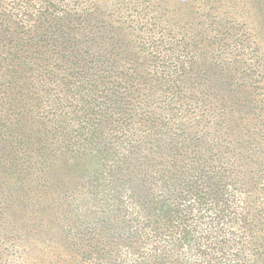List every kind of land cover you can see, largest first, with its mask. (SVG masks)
<instances>
[{
  "label": "trees",
  "instance_id": "1",
  "mask_svg": "<svg viewBox=\"0 0 264 264\" xmlns=\"http://www.w3.org/2000/svg\"><path fill=\"white\" fill-rule=\"evenodd\" d=\"M0 264H264V0H0Z\"/></svg>",
  "mask_w": 264,
  "mask_h": 264
},
{
  "label": "rangeland",
  "instance_id": "2",
  "mask_svg": "<svg viewBox=\"0 0 264 264\" xmlns=\"http://www.w3.org/2000/svg\"><path fill=\"white\" fill-rule=\"evenodd\" d=\"M240 15H241V13H240Z\"/></svg>",
  "mask_w": 264,
  "mask_h": 264
}]
</instances>
